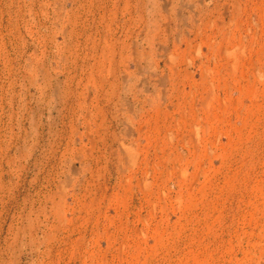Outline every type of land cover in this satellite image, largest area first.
<instances>
[{"label": "rangeland", "instance_id": "obj_1", "mask_svg": "<svg viewBox=\"0 0 264 264\" xmlns=\"http://www.w3.org/2000/svg\"><path fill=\"white\" fill-rule=\"evenodd\" d=\"M0 264H264V0H0Z\"/></svg>", "mask_w": 264, "mask_h": 264}, {"label": "bare ground", "instance_id": "obj_2", "mask_svg": "<svg viewBox=\"0 0 264 264\" xmlns=\"http://www.w3.org/2000/svg\"><path fill=\"white\" fill-rule=\"evenodd\" d=\"M125 152L127 161L130 163V165L134 166L137 158L136 152H134V150L131 148L127 149V151L125 150Z\"/></svg>", "mask_w": 264, "mask_h": 264}]
</instances>
